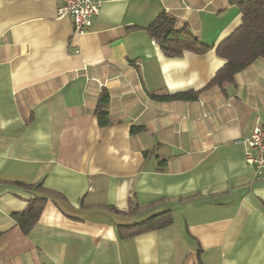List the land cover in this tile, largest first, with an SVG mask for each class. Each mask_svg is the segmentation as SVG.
Returning a JSON list of instances; mask_svg holds the SVG:
<instances>
[{
    "label": "crops",
    "instance_id": "0c3cea01",
    "mask_svg": "<svg viewBox=\"0 0 264 264\" xmlns=\"http://www.w3.org/2000/svg\"><path fill=\"white\" fill-rule=\"evenodd\" d=\"M61 4L0 0V264H264V176L254 180L238 143L264 122V57L236 84L204 89L226 62L216 47L241 25L239 6L103 0L77 35ZM162 12L211 49L166 55L146 30ZM104 90L107 126L95 112ZM188 90L203 91L151 96ZM14 182L59 194L28 234L12 214L39 192ZM166 210L171 225L120 236Z\"/></svg>",
    "mask_w": 264,
    "mask_h": 264
},
{
    "label": "trees",
    "instance_id": "16d2710c",
    "mask_svg": "<svg viewBox=\"0 0 264 264\" xmlns=\"http://www.w3.org/2000/svg\"><path fill=\"white\" fill-rule=\"evenodd\" d=\"M232 3L239 6L242 13V23L216 47L217 54L225 59L226 62L204 89L213 86H219L224 89L227 84H236V74L238 72L247 68L258 58L264 57V0H232ZM146 30L160 43L164 53L168 56H178L186 50L204 54L211 49V46L202 42L188 26L184 25L182 29H178L177 19L167 12L159 14L146 27ZM202 91L188 90L174 93H152L151 96L161 101L196 100ZM109 103L110 93L104 90L98 100L95 111L101 126H107L111 122L109 118ZM144 130V126L135 125L132 126L131 132L138 133ZM14 184L30 191L39 192L28 201L24 211L12 214L22 232L28 234L40 219L49 196H59V194L46 188L42 182L35 184L14 182ZM135 209H137V205L134 204L132 211ZM173 221L172 211L166 210L133 224L120 225V236L122 238L132 237L158 230L171 225ZM2 236L3 233L0 232V239Z\"/></svg>",
    "mask_w": 264,
    "mask_h": 264
},
{
    "label": "built area",
    "instance_id": "2783aa9c",
    "mask_svg": "<svg viewBox=\"0 0 264 264\" xmlns=\"http://www.w3.org/2000/svg\"><path fill=\"white\" fill-rule=\"evenodd\" d=\"M102 4L103 0H62L58 16H71L75 34L83 35L100 14ZM238 143L245 145V159L254 168V180H260L264 176V122L258 120L252 134Z\"/></svg>",
    "mask_w": 264,
    "mask_h": 264
}]
</instances>
